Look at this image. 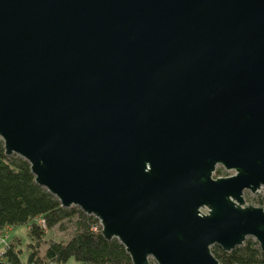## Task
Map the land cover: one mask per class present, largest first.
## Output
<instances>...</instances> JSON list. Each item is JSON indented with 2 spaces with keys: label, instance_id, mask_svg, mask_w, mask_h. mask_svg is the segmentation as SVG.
<instances>
[{
  "label": "water",
  "instance_id": "obj_1",
  "mask_svg": "<svg viewBox=\"0 0 264 264\" xmlns=\"http://www.w3.org/2000/svg\"><path fill=\"white\" fill-rule=\"evenodd\" d=\"M0 139L133 264L264 253V0H0Z\"/></svg>",
  "mask_w": 264,
  "mask_h": 264
},
{
  "label": "trees",
  "instance_id": "obj_2",
  "mask_svg": "<svg viewBox=\"0 0 264 264\" xmlns=\"http://www.w3.org/2000/svg\"><path fill=\"white\" fill-rule=\"evenodd\" d=\"M259 205L264 206V198ZM73 223L72 235L53 234ZM28 226L27 256L22 261L19 239L0 251V258L11 264H133L117 238L107 240L99 220L79 207L61 206L59 200L35 182L29 163L16 154L6 155L0 139V235L7 228ZM211 252L221 264H264V253L255 240H246L229 252L218 245Z\"/></svg>",
  "mask_w": 264,
  "mask_h": 264
},
{
  "label": "rangeland",
  "instance_id": "obj_3",
  "mask_svg": "<svg viewBox=\"0 0 264 264\" xmlns=\"http://www.w3.org/2000/svg\"><path fill=\"white\" fill-rule=\"evenodd\" d=\"M221 170L220 174L222 175H231L234 173V170H226L222 166H217L216 170ZM264 198V186L259 189V193L257 194H252L250 191L245 190L244 191V199L248 204H253L257 205L258 204V199ZM73 223L67 222L65 223V229L64 230H59L55 229L53 234L57 236H62V237H70L72 235V230H73ZM19 239V249H22V253L20 254V258L22 261H25L27 252H26V247L27 244L29 243L30 239L28 236V226L27 225H19L15 226L13 228H7L4 232V234L0 235V251L6 249V247L10 244V240L15 242V240ZM246 240H255L252 236H247ZM66 264H76V262L71 259L69 260Z\"/></svg>",
  "mask_w": 264,
  "mask_h": 264
},
{
  "label": "flooded vegetation",
  "instance_id": "obj_4",
  "mask_svg": "<svg viewBox=\"0 0 264 264\" xmlns=\"http://www.w3.org/2000/svg\"><path fill=\"white\" fill-rule=\"evenodd\" d=\"M217 166H221V165H217ZM217 166H216V168H217ZM223 167V166H222ZM216 168H215V170H214V172H213V174H212V177L213 178H218V177H228V176H231V175H233L234 173H232L231 175H222V174H220V172H221V170H216ZM224 168V167H223ZM225 169V168H224ZM227 170V169H226ZM231 170V169H230ZM261 187H263V186H261ZM260 187V188H261ZM259 188V189H260ZM259 189L257 190V192L256 193H252V194H257V193H259ZM245 191V190H244ZM249 191V190H248ZM243 196H244V193H243ZM245 200V199H244ZM259 200L260 199H258V202H259ZM246 202V201H245ZM247 203V202H246ZM253 205V204H252ZM254 206H259V207H264L263 205H259V204H257V205H254ZM201 211L202 212H205L206 211V209L205 208H201Z\"/></svg>",
  "mask_w": 264,
  "mask_h": 264
}]
</instances>
